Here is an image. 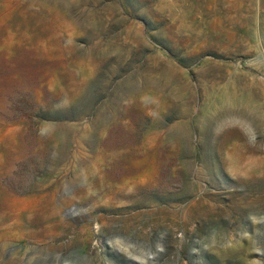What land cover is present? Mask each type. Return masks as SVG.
<instances>
[{
  "label": "rangeland",
  "instance_id": "rangeland-1",
  "mask_svg": "<svg viewBox=\"0 0 264 264\" xmlns=\"http://www.w3.org/2000/svg\"><path fill=\"white\" fill-rule=\"evenodd\" d=\"M2 263L264 264V0H0Z\"/></svg>",
  "mask_w": 264,
  "mask_h": 264
},
{
  "label": "bare ground",
  "instance_id": "bare-ground-1",
  "mask_svg": "<svg viewBox=\"0 0 264 264\" xmlns=\"http://www.w3.org/2000/svg\"><path fill=\"white\" fill-rule=\"evenodd\" d=\"M237 19V18H236ZM241 19V18H240ZM235 21V20H234ZM237 27V26H236ZM234 31V30H233ZM235 32V31H234ZM262 94V93H261ZM239 112V111H238ZM243 113V112H242ZM223 114V113H222ZM241 114V113H240ZM243 115H244V113H243ZM220 116V115H219ZM235 117V116H234ZM244 117V116H243ZM231 118H233V117H231ZM240 119V118H239ZM251 127V126H250ZM2 240H4V239H2ZM3 264V263H2ZM11 264V263H10Z\"/></svg>",
  "mask_w": 264,
  "mask_h": 264
}]
</instances>
